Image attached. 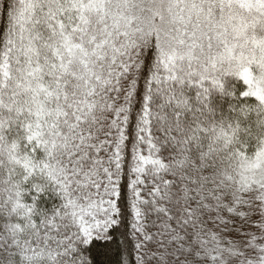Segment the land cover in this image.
Listing matches in <instances>:
<instances>
[{
	"label": "snow or ice",
	"instance_id": "obj_1",
	"mask_svg": "<svg viewBox=\"0 0 264 264\" xmlns=\"http://www.w3.org/2000/svg\"><path fill=\"white\" fill-rule=\"evenodd\" d=\"M0 264H264V0H0Z\"/></svg>",
	"mask_w": 264,
	"mask_h": 264
}]
</instances>
